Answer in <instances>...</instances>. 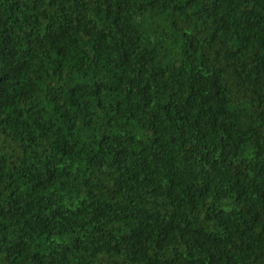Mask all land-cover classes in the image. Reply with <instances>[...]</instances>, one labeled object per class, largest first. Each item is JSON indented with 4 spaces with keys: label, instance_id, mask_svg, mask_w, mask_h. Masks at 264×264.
Here are the masks:
<instances>
[{
    "label": "trees",
    "instance_id": "1",
    "mask_svg": "<svg viewBox=\"0 0 264 264\" xmlns=\"http://www.w3.org/2000/svg\"><path fill=\"white\" fill-rule=\"evenodd\" d=\"M0 264H264V0H0Z\"/></svg>",
    "mask_w": 264,
    "mask_h": 264
}]
</instances>
